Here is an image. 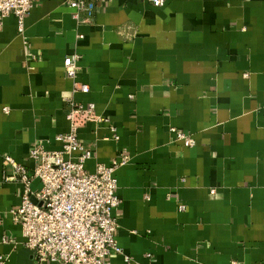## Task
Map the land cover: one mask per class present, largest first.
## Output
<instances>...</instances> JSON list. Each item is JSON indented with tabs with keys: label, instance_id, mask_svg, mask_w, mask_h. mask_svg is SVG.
<instances>
[{
	"label": "crops",
	"instance_id": "obj_1",
	"mask_svg": "<svg viewBox=\"0 0 264 264\" xmlns=\"http://www.w3.org/2000/svg\"><path fill=\"white\" fill-rule=\"evenodd\" d=\"M66 1L35 0L23 32L0 16V264H33L4 159L31 169L34 145L60 150L72 101L108 118L79 128L88 171L128 155L115 214L133 264H264V0H106L79 21Z\"/></svg>",
	"mask_w": 264,
	"mask_h": 264
},
{
	"label": "built area",
	"instance_id": "obj_2",
	"mask_svg": "<svg viewBox=\"0 0 264 264\" xmlns=\"http://www.w3.org/2000/svg\"><path fill=\"white\" fill-rule=\"evenodd\" d=\"M99 1L106 0L66 2L74 9V19L79 21L82 15L91 18ZM149 1L162 7L167 0ZM34 2L0 0V16L15 15L18 31L23 32L24 20ZM79 36L82 38L83 34ZM76 57H65V72L74 79L73 91L86 93L89 85L75 80L78 71ZM4 111L8 112L9 107H4ZM66 118L69 130L60 135V150L34 145L29 153L33 161L31 169L10 155L4 159L14 170L9 178L23 186L21 204L8 211L14 223L21 227L23 246L31 250L33 264H110L112 254H120L125 264H133L132 257L118 242L119 222L115 214L121 202L115 171L127 161L128 155L121 154L110 164L98 163L95 171H88L85 163L93 158V149L82 142L79 128L89 122L108 121V118L96 113L95 103L76 101L71 102ZM110 129L117 138L116 127L112 125ZM172 131L176 132V141L189 146L196 144L192 135L175 128ZM35 179L41 182L37 190L32 187ZM180 209H185V205L181 204ZM4 260L0 256V262Z\"/></svg>",
	"mask_w": 264,
	"mask_h": 264
},
{
	"label": "water",
	"instance_id": "obj_3",
	"mask_svg": "<svg viewBox=\"0 0 264 264\" xmlns=\"http://www.w3.org/2000/svg\"><path fill=\"white\" fill-rule=\"evenodd\" d=\"M26 253H29L30 256H31V253H32V252H31V250L27 249V250H26Z\"/></svg>",
	"mask_w": 264,
	"mask_h": 264
}]
</instances>
